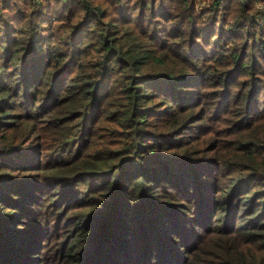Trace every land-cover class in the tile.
<instances>
[{
  "label": "trees",
  "instance_id": "1",
  "mask_svg": "<svg viewBox=\"0 0 264 264\" xmlns=\"http://www.w3.org/2000/svg\"><path fill=\"white\" fill-rule=\"evenodd\" d=\"M198 1L0 2V264H264V15Z\"/></svg>",
  "mask_w": 264,
  "mask_h": 264
},
{
  "label": "rangeland",
  "instance_id": "2",
  "mask_svg": "<svg viewBox=\"0 0 264 264\" xmlns=\"http://www.w3.org/2000/svg\"><path fill=\"white\" fill-rule=\"evenodd\" d=\"M4 0L0 1L3 3ZM261 0H255V7L258 8V12L253 16V17H261L262 15H264V4L260 3ZM210 2V0H205V1H198V9H201L203 6H205L206 4H208ZM221 26V23H218V26Z\"/></svg>",
  "mask_w": 264,
  "mask_h": 264
}]
</instances>
